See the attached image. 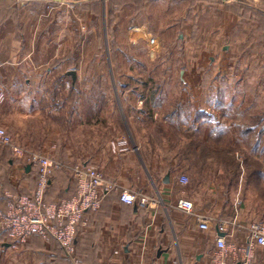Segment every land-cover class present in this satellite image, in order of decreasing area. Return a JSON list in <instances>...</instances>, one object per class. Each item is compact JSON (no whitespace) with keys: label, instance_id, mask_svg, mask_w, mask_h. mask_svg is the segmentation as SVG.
Segmentation results:
<instances>
[{"label":"crops","instance_id":"crops-1","mask_svg":"<svg viewBox=\"0 0 264 264\" xmlns=\"http://www.w3.org/2000/svg\"><path fill=\"white\" fill-rule=\"evenodd\" d=\"M149 37L160 46L156 76L84 79L76 71L79 50L139 54ZM139 64L137 57L118 60L123 70ZM107 83L118 92L96 91ZM78 85L92 87L78 93ZM0 91L7 95L0 126L14 146L54 153L63 165L48 203L75 195L70 168L78 165L159 200L143 208L108 195L84 216L73 257L50 236L13 248L3 218L18 199H34L38 186L37 167L16 156L10 181L18 195L0 192V264H214L221 234L227 264H264L248 230L264 224V0H86L53 12L48 0H0ZM244 129L252 139L245 156H204L211 137L222 141ZM158 130L182 140H155ZM122 141L128 151L114 147ZM181 198L214 218L210 230L177 207ZM222 221L230 223L226 232Z\"/></svg>","mask_w":264,"mask_h":264},{"label":"built area","instance_id":"built-area-1","mask_svg":"<svg viewBox=\"0 0 264 264\" xmlns=\"http://www.w3.org/2000/svg\"><path fill=\"white\" fill-rule=\"evenodd\" d=\"M83 1L86 0H48L49 10L53 12L57 8H67ZM149 45L158 46L156 38H149ZM150 52L154 53V49ZM6 99V93L0 91V111ZM114 147L120 148L121 151L129 150L127 141L114 144ZM10 148L16 156L22 157L28 154L24 149L14 146L12 136L4 127L0 126V150ZM28 156V164L36 166L38 169V186L34 199L22 197L15 201L2 221L13 238V248L26 243L33 235L50 236L62 247L68 257H73L74 248L79 238V227L84 216L87 212L98 211L108 195L118 193L122 202L139 205L143 208H149L152 204L159 203L156 198H150L110 180L97 169L80 165L70 168L76 185L75 195L70 199L48 203L45 199L46 191L52 178L58 170L63 168V165L53 154L30 153ZM181 181L184 184L189 183L187 177H181ZM177 207L194 216L200 229L208 231L212 227L214 218L197 212L192 201L181 198L177 202ZM229 224L227 221L220 222L218 224L219 231L226 232ZM248 230L251 247L258 246L264 249V224L252 223ZM217 246L219 255L215 258L214 264H227L226 256L229 246L226 239L218 237Z\"/></svg>","mask_w":264,"mask_h":264},{"label":"rangeland","instance_id":"rangeland-1","mask_svg":"<svg viewBox=\"0 0 264 264\" xmlns=\"http://www.w3.org/2000/svg\"><path fill=\"white\" fill-rule=\"evenodd\" d=\"M113 25V22H111ZM82 33L85 35L86 31L85 29H81ZM83 35V37H84ZM151 38V37H149ZM157 40V39H156ZM144 46H142V50L139 54H134V53H124V54H117L116 52L113 53H96V52H82L81 50H79L78 54H77V60H78V69H76V71L78 72L79 75H81V77H83L84 79L86 77H96V78H100V77H111V76H119L121 75V73H125L128 76H139L142 78H151L153 76L158 75L157 70L155 68H153L152 65V60H154L153 62H156L157 60V52L160 49V46H150L149 45V39L148 40H144ZM148 45V46H145ZM117 47V46H116ZM154 49V53H151L150 50ZM109 55H111L112 60L114 58V62L116 64V67L109 68ZM125 56V58L128 56L130 59L131 57H137L138 61H139V66L137 69H133V68H128V69H119L118 68V60L119 57ZM110 57V60H111ZM91 61H95L96 65L98 63L101 64V69H87V63L91 64ZM122 61V59H121ZM162 71V70H161ZM86 81H84L83 84H85ZM111 86V85H110ZM109 84H96L95 85V89L96 91H102V88H108L110 87ZM64 87V86H63ZM91 88L92 86L90 85H78V87L76 89H72L75 92L78 93H83L86 92L87 88ZM70 88V86H68V89ZM115 89V90H114ZM69 91H71V89H69ZM165 90H163L164 92ZM64 92H67V90H65ZM111 92H115L117 93L118 90H116V86H111ZM145 92V91H143ZM31 121V120H30ZM165 128V127H163ZM166 129V128H165ZM172 135L174 136H180L181 140H182V136L176 133L172 132H167L165 130H158L155 134H154V139L155 140H160L159 138L162 137H166L167 135ZM240 132H234L231 133L229 136H227L224 140H222L220 142V139L218 137L216 138H210V140L208 141V144L206 146V150H205V154L204 156L210 157V156H214L215 160H225L226 158H231L229 157V155L231 156H236V154H238V156L240 155H244L246 154V146H247V142L252 141V139L249 138V140L247 139V137L245 136H240ZM145 136V134H144ZM159 138H158V137ZM131 139H133V136L130 137ZM247 139V141H246ZM14 141V140H13ZM15 142V141H14ZM15 145V144H14ZM249 146V152H250V144H248ZM229 150L235 151L234 153H228ZM1 151V150H0ZM26 151V150H25ZM54 156L55 154L52 153ZM49 154V155H52ZM57 158V156H55ZM203 157V156H202ZM3 159L4 161V165L1 166V170L0 173H4V179L0 181V192H4V193H13L14 195H18V191H19V187L17 185V181H10V179L13 177V173L14 169L12 168V164L11 162H15L17 160H20V158H17L16 155L14 154V152L10 149H3L2 152H0V159ZM23 159V163L24 164H28L29 163V156L28 154L24 155L21 157ZM227 160V159H226ZM233 173L236 172V168L231 167ZM24 173V170L22 171ZM12 180V179H11Z\"/></svg>","mask_w":264,"mask_h":264},{"label":"trees","instance_id":"trees-1","mask_svg":"<svg viewBox=\"0 0 264 264\" xmlns=\"http://www.w3.org/2000/svg\"><path fill=\"white\" fill-rule=\"evenodd\" d=\"M245 128H247L246 126H245ZM241 134H240V136H245V137H247V132H246V130L244 129V131L242 132H240ZM256 135V139H258V140H261V138H260V132L259 133H257V134H255ZM257 135H259V137L257 136ZM213 138H215V137H213ZM246 141H247V139H246ZM220 142H221V140H220ZM234 153L235 151H232V150H229L228 151V153L230 154V153ZM229 157H234V156H231V155H229ZM234 159V158H233ZM238 167H239V165L236 163V160L234 159V168H236V169H238ZM37 171H38V169H37ZM108 197V196H107ZM106 197V198H107Z\"/></svg>","mask_w":264,"mask_h":264},{"label":"water","instance_id":"water-1","mask_svg":"<svg viewBox=\"0 0 264 264\" xmlns=\"http://www.w3.org/2000/svg\"><path fill=\"white\" fill-rule=\"evenodd\" d=\"M70 76H72V78H73L74 81L77 80V73H76V71H72V72H70ZM27 169H30V166H28ZM166 182L169 183V180L167 179ZM222 235H223V234H221L220 236H222Z\"/></svg>","mask_w":264,"mask_h":264}]
</instances>
